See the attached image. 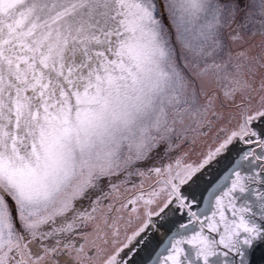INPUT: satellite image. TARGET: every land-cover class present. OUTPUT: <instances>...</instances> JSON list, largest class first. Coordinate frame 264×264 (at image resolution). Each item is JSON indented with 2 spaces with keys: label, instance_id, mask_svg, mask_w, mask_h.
<instances>
[{
  "label": "snow or ice",
  "instance_id": "1",
  "mask_svg": "<svg viewBox=\"0 0 264 264\" xmlns=\"http://www.w3.org/2000/svg\"><path fill=\"white\" fill-rule=\"evenodd\" d=\"M209 131L198 163L140 167ZM133 176L157 179L114 209ZM173 205L143 264H264V0H0V264H136Z\"/></svg>",
  "mask_w": 264,
  "mask_h": 264
},
{
  "label": "rangeland",
  "instance_id": "2",
  "mask_svg": "<svg viewBox=\"0 0 264 264\" xmlns=\"http://www.w3.org/2000/svg\"><path fill=\"white\" fill-rule=\"evenodd\" d=\"M186 71L190 74H195L198 69L195 68L191 63L189 64ZM197 86L203 87L205 91H219V86L214 82L204 81L201 82L199 79L197 80ZM214 131V130H212ZM212 131H209L207 135H197L195 133H188L186 138H183V142L177 141L179 147L172 149L170 152L165 153L164 151L155 154L153 157H160L162 159L163 155H166V159L163 165L158 166H150L152 167H164L168 164L175 165L177 160H180L182 163H198L202 156L208 151L210 146H214L216 141L213 139ZM164 152V153H163ZM141 167V165H140ZM142 168V167H141ZM146 170V169H145ZM124 177L121 176L120 180H123ZM157 177H144L143 184L141 189V178L140 177H132V181L126 185L121 186L120 194L118 196V202L114 205V209H120V203L125 202L127 199L135 196L140 190H143L144 193L147 194L151 192L153 181L156 180ZM119 183L120 181H115ZM133 184L135 186H133ZM164 196L158 200L157 203H162ZM84 205H87V202H84ZM153 210H156V205H153ZM114 216L120 217L118 221V225L120 228V236L118 239L120 241H124L127 235H131L133 231H135L146 219L143 212V206H141L139 213H129L127 209H121L120 211L113 212ZM137 215H139V219H137Z\"/></svg>",
  "mask_w": 264,
  "mask_h": 264
},
{
  "label": "water",
  "instance_id": "3",
  "mask_svg": "<svg viewBox=\"0 0 264 264\" xmlns=\"http://www.w3.org/2000/svg\"><path fill=\"white\" fill-rule=\"evenodd\" d=\"M234 152L235 149H233V152L229 155L221 157L217 163L199 173L194 181L184 188V194L188 196L190 200L195 199L197 201V204L193 207L194 211L199 212L208 208V191L206 190H209L210 186L227 171ZM175 207L176 206L173 205L168 210L165 217H153L154 227L149 229L143 236L146 244L136 257V264H143V258H145L149 252L154 254V251L159 250L158 246H161L163 241L167 239V236L170 234L169 230L173 228L174 224L187 221V217L175 211Z\"/></svg>",
  "mask_w": 264,
  "mask_h": 264
},
{
  "label": "trees",
  "instance_id": "4",
  "mask_svg": "<svg viewBox=\"0 0 264 264\" xmlns=\"http://www.w3.org/2000/svg\"><path fill=\"white\" fill-rule=\"evenodd\" d=\"M164 153V152H163ZM166 159V155L162 156V159H160V157H152L149 161L141 164L142 169H147L150 166H158V165H163V163L165 162L164 160Z\"/></svg>",
  "mask_w": 264,
  "mask_h": 264
}]
</instances>
